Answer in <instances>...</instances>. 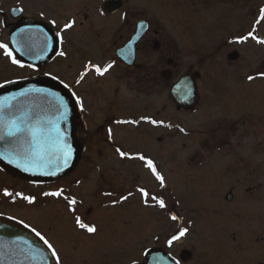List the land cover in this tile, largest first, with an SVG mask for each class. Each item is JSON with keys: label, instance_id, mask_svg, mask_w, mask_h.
I'll return each mask as SVG.
<instances>
[{"label": "flooded vegetation", "instance_id": "af4514ba", "mask_svg": "<svg viewBox=\"0 0 264 264\" xmlns=\"http://www.w3.org/2000/svg\"><path fill=\"white\" fill-rule=\"evenodd\" d=\"M130 1L129 5L128 0H122V8L114 14H108L104 9V0H45V3H40L39 0L36 3L19 0L14 5L20 9V18L13 19L11 11L14 7L9 6L6 0H0V48L10 50L9 33L15 26H23L26 22H34L35 25L47 23L52 26L62 36L59 54L44 66H21L23 70L34 74L27 78L50 75L66 83L76 94L81 107L88 110V115L82 118L87 126H93L96 121L119 125L130 123L135 131H145L140 130L141 125H150L156 130L153 123L156 121L157 126L163 125V129L170 132L171 99L160 92L168 89L165 83H170L178 73H181L179 78L192 77L196 84L195 104L181 110L177 108V112L186 116L194 112L199 115V122L195 129L187 127L183 121L180 122L183 128L181 137L194 136V147L190 143V147L183 151L185 153L181 156V167L177 173L183 174L180 175L183 183L195 179L201 190L199 203H184L182 199L179 203H172L163 194L151 196L149 190L145 192V187L137 182L138 175L136 182L131 184L130 191L125 182L109 181L107 184L104 177H101L103 182H99V187L94 191L87 190L90 197H86L80 191L82 183L85 185L90 180L84 168L77 175L75 173L59 183L60 192H57L62 195V199L59 200V197L57 202L61 201L60 206L63 208L58 209V204L54 202L41 203L37 205V211L41 213L34 231L26 225L22 227L30 229L48 249L54 264H146L148 251L154 250L170 254L178 264H264L262 108L260 112H257L256 107L242 108V96L238 94L235 97L234 92L231 93L228 88V97L235 102V114L230 121L218 117L213 110L211 117L202 118L203 113L211 109L210 106L218 104L223 95H215L204 88L201 92L200 85L202 78L214 79L217 74L220 78L223 77L220 71L210 68L212 65L205 68V62L202 61L208 59L216 63L214 57L218 53L224 56L233 52L238 53L235 56L238 60L240 50L244 49V53L250 39V10L253 13L257 11L255 18H261L262 3L256 8L251 7L254 3H249V6L246 3L242 6L245 10L238 7L242 13L240 16L230 10L236 8V3L231 0L220 6L224 9L222 13L228 22L218 21L215 13L208 15L210 21L207 22L208 17L203 15V7L220 1L173 0L174 4L163 15H159L160 17L155 16L154 3L161 0H148V6L141 7L139 0ZM186 3H190V8H187ZM72 4H79L80 10L77 15L68 17L64 25L57 21L60 15L49 16L46 13L63 10L64 5ZM44 5L45 11H40ZM32 7L36 9L34 14L29 13ZM168 12L173 16L165 22ZM140 20L147 21L149 29L138 43L134 64L129 67L117 59L116 53L130 40ZM78 27L83 28V33L77 31ZM84 37L94 44L89 50L82 44ZM155 53L164 62L151 75V83L146 86L142 82V88L136 90L134 101L130 104V112L134 117H114V99L106 98L104 101L95 86L104 84L102 82H105L113 70L117 73L121 69L125 75L132 74L129 77L135 78L134 82L138 84L140 72L137 68L143 66L147 62L144 60ZM186 60H189L188 69L185 67ZM60 64L67 68L58 70ZM199 65L203 69H199ZM250 76L248 74L243 77ZM233 78L238 82L240 76L235 75ZM154 94H157L158 99L162 95L163 103L154 101ZM209 94L212 96L208 97ZM112 95L111 90L110 96ZM98 100H102L103 105ZM115 108L119 114V107ZM100 110L103 111L102 114ZM146 139L145 136L140 142L138 137L135 145L149 147L152 143L149 139L145 142ZM159 139L156 138L157 143ZM185 146L183 143V147ZM90 153L91 150H88L87 154ZM88 155L87 161L90 159ZM115 155L119 166L124 168L123 156ZM138 166L147 172L140 162L134 163V169ZM131 175L132 173L128 181ZM170 186H166L164 190L170 189ZM209 197L213 215H200V207L205 206L204 199L208 200ZM156 204H162V210L157 212L162 216H156L162 218L163 230L159 231L160 238L156 240L153 236L152 243L148 244L149 236L146 234L155 227L152 219L155 217L153 208ZM187 205L192 206L189 213L186 212ZM48 211L51 215L45 218L44 213L47 214ZM44 221L52 223L48 225ZM144 228L147 230L143 235ZM172 231L181 237L179 246L173 249Z\"/></svg>", "mask_w": 264, "mask_h": 264}, {"label": "rangeland", "instance_id": "374dc122", "mask_svg": "<svg viewBox=\"0 0 264 264\" xmlns=\"http://www.w3.org/2000/svg\"><path fill=\"white\" fill-rule=\"evenodd\" d=\"M5 1V0H4ZM8 2L9 6L15 7L14 3L19 0H6ZM32 2L36 3V0H31ZM48 1H57V0H47ZM129 1V5L131 4V1ZM220 2L214 3V5H208L204 6V13L203 15L207 16L211 13H215L218 17V21L221 22H226L227 17L222 13L224 10L220 6H224L227 2L231 0H218ZM236 3V8L235 9H230L233 14H237L242 16V13L238 10V7H241L243 10L246 3L249 6V0H233ZM38 2V0H37ZM40 3H45V0H39ZM258 2V3H257ZM264 0H250V4L254 6H251L252 8L258 7L261 3H263ZM257 3V4H256ZM148 0H139V6H148ZM174 4L173 0H161L160 2H155L154 3V10L156 12L155 16L160 17L159 15H163L164 12L167 10L169 6H172ZM187 8H190V3H186ZM40 6H42L40 4ZM48 6V5H47ZM31 7V6H30ZM214 7V8H213ZM40 11H45V5L39 9ZM80 10V5H64L63 10H55L53 13H46L49 16H55V15H60V19L57 21L60 23V25H64L68 17H73L74 15H77V13ZM31 12L34 14L36 12L35 7H32L30 9ZM257 12V11H256ZM253 13L250 10V19L251 22L255 19V16L257 13ZM28 15H32L29 14ZM255 14V16H254ZM173 14L172 13H167L166 14V19L165 22H167V18H172ZM79 18V17H78ZM230 18V17H229ZM173 21V20H171ZM206 21H210V18H206ZM242 19L240 20V22ZM247 21V20H244ZM249 21V20H248ZM114 22V21H113ZM170 22V21H169ZM228 22V20H227ZM260 30L258 33L262 35V48L260 46H256L253 42L249 45L250 47L248 50H246L245 55L242 52L244 49L240 50V58L236 61V63H229L228 60L224 58V60L217 66V71H220V73L223 75L222 78H220L219 74L215 76L214 79L212 78H202L200 80V85H201V92H203V88L206 91H212L215 95H223L220 99V102L216 105L210 106L211 109L203 113L202 118L206 117H211L212 112L214 111L218 116L225 118L226 120L230 121L232 116L235 114L234 112V99L228 97L229 92H227L228 88L230 89L231 93L234 92V96L236 97L238 94L239 96H243V93L248 91L251 95L255 96L254 100V105L257 108V112H260L259 106L262 107V114L264 115V21L262 22V25L260 26ZM78 32L83 33V28L78 27L77 28ZM98 31H100L98 29ZM126 31V30H122ZM114 33L115 30H112ZM102 33V32H101ZM109 35V33H108ZM73 36V34L71 35ZM87 38H82V44L84 47L89 50L91 47L94 46V44H91L89 41H87ZM75 41V40H74ZM114 42V40H113ZM6 45V44H5ZM206 47V46H204ZM209 47V46H207ZM259 47V48H258ZM210 48V47H209ZM209 48L207 50H209ZM214 50V48L212 49ZM109 51V50H108ZM219 52V51H218ZM216 53V51H215ZM219 56V54H217ZM246 61H244L243 60ZM190 59V58H189ZM147 61V62H145ZM190 61H192L190 59ZM145 64L137 69L140 72V76L138 79V84L134 82L135 78H130L129 76H132V74H127L125 75V72H121L123 69L118 71L117 73L113 70L110 75L106 78L105 82H102L101 86H95L96 88L99 89V95L101 94L102 99H114V104L115 107H119V114L116 113V108L114 107V117H123V118H129V117H134L132 115V112H130L131 108V102L133 103L134 97L136 96V90L141 89L143 84H146V86L151 83L153 78L151 77L152 74H154L157 71V68L160 66L161 62H164V60L160 61L159 55H156V53L153 56H148L144 60ZM205 68L208 66L212 70H216V66L213 65V62H210L208 59H205ZM189 63V60L185 61V67L187 68V64ZM235 67V70H233V67ZM166 64H164V67ZM58 70L67 68L64 66L57 67ZM202 68V65H199V69ZM198 69V70H199ZM50 70V69H47ZM51 71V70H50ZM233 71V72H232ZM258 71V72H257ZM261 71V72H259ZM52 72V71H51ZM55 72V71H53ZM257 72V73H256ZM181 73H178L176 75V78L174 77L171 82L165 83V86H167L168 89L165 88V90H161L160 93H163V96L166 95L168 98L171 99L170 93L173 91V84H175L176 81H178ZM252 75L251 78L247 81L242 80L239 82H236V80L233 78L235 75H239L240 78L244 75ZM34 75L30 71L23 70V68H20L18 66V61L14 59L13 57L10 58L8 54L6 53V49L0 48V84L6 83L12 80L16 79H23L28 76ZM117 75V76H116ZM134 76H136V73H133ZM240 78L238 80H240ZM143 82V84H142ZM241 82V83H240ZM141 87V88H140ZM169 87L172 89L169 90ZM220 88V89H218ZM241 91L240 93H237L236 90ZM243 89V90H241ZM112 90V97L110 96ZM225 94V95H224ZM155 95V94H154ZM98 96V95H97ZM105 96V98H103ZM160 95V99H158L157 94L154 96V101H157L160 103H163V97ZM212 95H208L210 97ZM161 100V101H160ZM252 98L249 97L248 101H251ZM101 102V105H103L102 100H98ZM105 101V100H104ZM253 101V100H252ZM141 102V100H140ZM119 105L117 106V104ZM210 105V104H209ZM112 107V105H111ZM121 107V108H120ZM242 108L246 109H251L250 105L248 102H242L241 104ZM160 110V108H158ZM213 110V111H212ZM100 114H102V110H100ZM170 124L175 125L179 124L181 121L185 122V125L188 127H193L198 123V116L193 114L192 116L189 115H183L182 113H178L176 110V105L174 104L173 100H170ZM106 123H102L96 121V123L93 126H89L90 130L85 131V134H88V138H86V135H81V140L82 142L87 143V141H91L95 137L96 141H93L91 144H89V149H92L91 153L88 155L89 160L81 163L82 167L76 171L77 173L81 172L86 168V173L90 180L87 184L83 185L80 188V191L86 195V197H90L88 194L89 189L94 191V189L99 187V182H103L101 180V177H104L106 180V183L109 184V181H116V182H125L126 187L128 185V191H130V186L132 183L136 182V176L138 175L139 178L137 182L141 184V186H144V191L147 192L149 190V194L155 195L157 197L159 194H163L168 198H173L176 196V194L181 196L182 202L184 203H189V204H197L199 203L198 197L200 195V189L195 183V179L190 181L189 183H183L181 181L180 175L178 174L177 171H179V167H181V160H182V155H184L185 149H188L189 143L191 141V145L194 143L192 142L194 139V136H190L188 138H183L177 131H165L163 128H157L154 130L153 128L150 127V125H141L140 130H145V131H135L130 125H127L125 127H119L116 128V126H111L112 127V135H109L114 139V143L111 146H108L106 141L103 139V137H107L106 133L102 134L101 130L96 131L98 126H104ZM193 133V132H192ZM102 134V135H101ZM139 134V135H138ZM103 136V137H102ZM147 137L145 142L150 140L152 143V146H143V145H135L137 144L136 139L139 137V141L143 137ZM156 138H160L158 143L156 141ZM107 139V138H106ZM100 140V144L96 143ZM138 140V139H137ZM185 140V141H183ZM118 141H123L127 143L128 145L126 149H128L131 153H141L144 158L151 157L149 160L155 161L157 163V166H153L151 169H149L147 163L146 167L149 169L147 172H144L141 169V166H138L134 169V163L137 164L136 160L129 161L128 159H124L127 164H123L124 168H121L119 166L118 158L116 157V153L114 152H108L109 155L107 154L106 150L108 149L111 151L114 149V147H117L116 142ZM80 142V140H79ZM141 142V141H140ZM157 143V145H156ZM183 143L186 144V148L183 147ZM160 145V146H158ZM114 146V147H113ZM194 147V144H193ZM104 151V156L102 157ZM115 151V150H114ZM134 170V171H133ZM136 172V173H135ZM171 172V173H170ZM182 172V171H181ZM131 178L128 181V178ZM152 173V176L150 175ZM73 175V174H72ZM183 175V174H182ZM163 176L164 183L169 187L170 185L174 190L176 191L175 193H168L167 191L164 190L163 192V185L161 183V178ZM128 181V182H126ZM163 183V184H164ZM179 184V185H178ZM8 185L10 186V199L3 200L0 197V219L3 220H13L21 225H26L30 226L32 228H35L37 226V218L39 217L41 212L37 211V205H32V206H25V204L18 202L20 199L16 198V195L18 196L20 193L24 192V196L26 197L27 194H31L34 188L32 187H24L20 182L14 180L13 177L6 175V174H0V196L2 194V191L4 193H7V190L4 189V186ZM177 185V186H176ZM175 186V187H173ZM59 186H56L54 188H51V191H54V194H51L50 199L52 200L53 197L58 200V196L56 195L55 189L59 191ZM7 188V187H6ZM88 190V191H87ZM172 190V189H171ZM60 192V191H59ZM167 195H166V194ZM16 194V195H15ZM208 194V193H207ZM59 200L62 199V195H60ZM23 197V196H20ZM10 200V201H9ZM57 200L53 201L59 209V207L63 208V206H60L61 201ZM172 200V199H171ZM173 201V200H172ZM52 202V203H53ZM204 205L200 207V215L204 214L207 217H210L213 215L212 213V201L211 198L209 197L208 200L204 199ZM51 209V207H49ZM162 210L161 205H155L153 210H154V218L152 219L155 227L153 230L147 231V234L149 236V241L148 244H151V239L154 238L157 240V238H160L161 233L159 232L160 230H163V222L162 218L157 217L156 215L162 216L160 213H157L158 210ZM51 212L48 211V213H44V217L47 218V216H50ZM46 223L51 224L52 222L49 221H44ZM131 224V223H129ZM174 225H172V228ZM148 228V227H147ZM147 228L142 229V234L144 235L146 233ZM154 232V234H152ZM174 232L172 231L171 234ZM152 234V235H151ZM219 239V238H217ZM156 242V241H155ZM179 243H175V240L172 239L171 245L172 249L175 246H179ZM145 245V244H144ZM181 245V244H180ZM178 248H176L177 250Z\"/></svg>", "mask_w": 264, "mask_h": 264}, {"label": "water", "instance_id": "95a60500", "mask_svg": "<svg viewBox=\"0 0 264 264\" xmlns=\"http://www.w3.org/2000/svg\"><path fill=\"white\" fill-rule=\"evenodd\" d=\"M107 5L113 12L121 2L113 9L110 8L115 5V0H108ZM13 13L15 18L19 17V11ZM37 25L41 26L27 22L17 26L11 34L14 55L26 58L31 66L46 64L57 50L53 40L48 41V30L39 31ZM144 32L145 29L139 26L137 35L130 42L133 44L128 47V52H132L129 64L133 62L135 45ZM38 33L41 34L39 41L34 36ZM193 92L190 78L181 80L172 91L178 103L186 102L187 105L192 103ZM77 120L78 109L72 94L53 79L36 78L2 86L0 165L8 173L29 182H49L66 177L80 160ZM148 260L149 264H174L168 257L160 255H150ZM0 264L53 263L33 236L0 223Z\"/></svg>", "mask_w": 264, "mask_h": 264}]
</instances>
